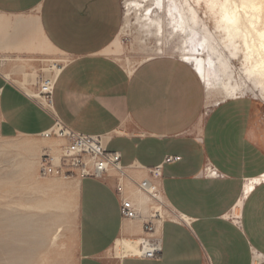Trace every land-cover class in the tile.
Masks as SVG:
<instances>
[{
    "label": "crops",
    "instance_id": "1",
    "mask_svg": "<svg viewBox=\"0 0 264 264\" xmlns=\"http://www.w3.org/2000/svg\"><path fill=\"white\" fill-rule=\"evenodd\" d=\"M124 23L123 0H0V136H41L54 119L26 94L53 59L64 62L54 93L73 130L111 138L122 164H162L169 214L159 224L163 251L138 258L115 244L141 235L124 219L118 178L78 179V264H264V104L229 99L201 124L206 90L197 69L162 55L128 70L113 55ZM63 141L57 138H42ZM127 229L124 232V229Z\"/></svg>",
    "mask_w": 264,
    "mask_h": 264
},
{
    "label": "bare ground",
    "instance_id": "2",
    "mask_svg": "<svg viewBox=\"0 0 264 264\" xmlns=\"http://www.w3.org/2000/svg\"><path fill=\"white\" fill-rule=\"evenodd\" d=\"M123 6L124 23L121 30L128 26L131 17L134 16V23L139 26L145 36L156 40V43L153 55H149L136 65L122 64L132 71L143 62L164 55L167 43L170 40L178 39L180 44L175 50L176 55L191 63L197 69L205 85L206 108L199 124L221 102L244 96L248 87L258 89V97L264 100V0H123ZM200 11L204 13V16H201ZM203 18L214 23V28L221 40L220 47H218L219 45L209 47L208 54L207 52H201V47L198 45H194L195 30L199 27V23ZM203 51L206 50L203 49ZM111 52L113 53V50ZM211 53L217 54V59L212 60V56L208 57ZM235 60L239 61L240 66L235 65ZM33 94H35V91H33ZM35 137L38 136L21 139L37 146L42 151L44 149L56 151L55 144L41 141ZM135 170V167L127 168L128 175L121 174L114 169H111L110 173L118 178L124 185L125 190L137 198L146 208L152 207L153 204L149 198L140 194L128 178L129 175L133 176ZM56 178L61 180H52L53 187L63 192L68 209L73 212L72 219L74 218L76 228L73 239L78 254L80 183L78 179ZM156 183L161 186L160 179H156ZM262 183H264V174L249 179L245 186L244 195L248 196ZM161 197L167 203L163 191H161ZM157 207L161 209L164 217L169 214L164 205L158 204ZM21 226L23 227V224L19 227ZM59 230L62 231L61 228ZM126 230L125 228L124 232ZM30 234L32 235V233ZM22 236L23 234H19V239ZM140 236L120 237L115 244L116 251L120 254H122V251L127 254L130 253L138 243ZM29 240L31 241V238ZM10 252H12L11 248ZM20 252L22 254L19 256L21 257L19 260L21 264H24V255L26 254L23 253V246H21ZM7 253L5 245H2L0 247V264L8 262L5 256ZM77 260L78 264L79 255ZM11 261H13L12 255Z\"/></svg>",
    "mask_w": 264,
    "mask_h": 264
},
{
    "label": "rangeland",
    "instance_id": "3",
    "mask_svg": "<svg viewBox=\"0 0 264 264\" xmlns=\"http://www.w3.org/2000/svg\"><path fill=\"white\" fill-rule=\"evenodd\" d=\"M200 13L204 16L203 12ZM195 31L194 45L201 47V52L208 54L209 47L221 43L213 22L203 18ZM155 43L156 40L144 35L132 16L112 46L113 55L124 65H136L153 55ZM179 44L178 39L170 40L164 55L178 57L175 50ZM208 57L214 60L218 55L211 53ZM234 63L240 66L238 60ZM248 89L241 98H250L264 104V100L258 97V89ZM35 138L55 144V152L60 148L59 142L45 140L41 136ZM42 154L41 149L21 137L7 139L0 136V247L5 245L8 252L5 255L8 262L2 264H21V246L26 254L24 264H77L73 212L68 209L63 192L53 187L52 180L58 178L40 173ZM21 224L23 227H19ZM59 228L62 231H58ZM19 234H23L21 239Z\"/></svg>",
    "mask_w": 264,
    "mask_h": 264
},
{
    "label": "built area",
    "instance_id": "4",
    "mask_svg": "<svg viewBox=\"0 0 264 264\" xmlns=\"http://www.w3.org/2000/svg\"><path fill=\"white\" fill-rule=\"evenodd\" d=\"M63 66L64 62L61 60H50L36 76L33 88L36 93L26 92L29 98L54 119L52 127L42 132L41 137L57 138L63 141L57 152L44 149L40 162V173L53 177L90 176L101 179L110 176L111 169L127 174L126 170L129 167L145 168L138 164L124 166L121 161L122 153L109 151L107 148V142L111 138L109 135H91L73 130L60 118L55 107L54 93ZM181 158V156L168 155L162 164L146 168L147 176L140 179L128 176L134 188L149 198L153 204L152 207L146 208L118 181L117 191L121 200L123 218L139 219L143 223V232L135 248L128 253L130 256L155 259L162 253V238L158 227L166 216L164 217L163 212L157 206L158 204L164 205L168 211L170 208L162 200L161 191L163 190L157 185L156 179L161 178L165 163L179 161Z\"/></svg>",
    "mask_w": 264,
    "mask_h": 264
}]
</instances>
